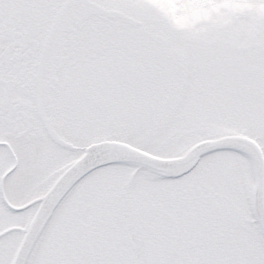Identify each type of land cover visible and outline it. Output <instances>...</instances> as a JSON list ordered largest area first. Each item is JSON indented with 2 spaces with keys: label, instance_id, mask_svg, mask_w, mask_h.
Wrapping results in <instances>:
<instances>
[{
  "label": "snow or ice",
  "instance_id": "snow-or-ice-1",
  "mask_svg": "<svg viewBox=\"0 0 264 264\" xmlns=\"http://www.w3.org/2000/svg\"><path fill=\"white\" fill-rule=\"evenodd\" d=\"M0 264H264V0H0Z\"/></svg>",
  "mask_w": 264,
  "mask_h": 264
}]
</instances>
